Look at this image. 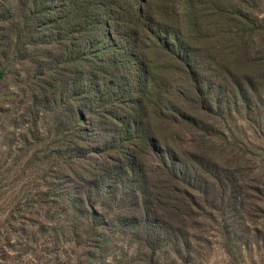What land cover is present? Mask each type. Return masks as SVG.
<instances>
[{
  "label": "rangeland",
  "instance_id": "rangeland-1",
  "mask_svg": "<svg viewBox=\"0 0 264 264\" xmlns=\"http://www.w3.org/2000/svg\"><path fill=\"white\" fill-rule=\"evenodd\" d=\"M61 1L0 0V264H264V78L250 97L229 96L213 116L219 132L204 138L228 163L226 175L237 179L236 197H226L221 209L201 200L193 213L185 209L182 230L155 251L136 226L139 219L123 212L153 205L157 184L181 186L168 168L169 176L156 177L145 167L163 161L169 145L180 157L187 146L195 150L189 141L195 133L178 122L146 119L140 130L149 139L125 143L133 156L147 155L138 158L143 175L118 176L115 193L99 184L87 193L86 170L110 166L115 143L105 136L121 129H110L105 94L114 69L93 61L96 48L88 39L100 37L92 25L85 30L83 0L59 7ZM228 1L254 11L260 30L246 35L247 49L263 58L264 0ZM115 112L123 118L124 111ZM187 156L173 168L180 179L192 178L198 195L197 169ZM104 175L103 186L116 181Z\"/></svg>",
  "mask_w": 264,
  "mask_h": 264
},
{
  "label": "trees",
  "instance_id": "trees-1",
  "mask_svg": "<svg viewBox=\"0 0 264 264\" xmlns=\"http://www.w3.org/2000/svg\"><path fill=\"white\" fill-rule=\"evenodd\" d=\"M63 1L59 7H64ZM69 2L75 6L79 3ZM81 5L85 30L92 25L100 37L88 39L96 48L94 63L109 62L114 69L105 94L111 97L110 129L117 131L121 127L117 135L105 136L115 143L111 144L110 166L100 169L93 163L86 170L87 193L94 186L115 193L119 189L118 176L126 180L132 170L143 175L145 162L142 167L138 158L146 159L147 155L141 151L133 156L130 146L142 145L149 139L140 130L146 119L149 124L157 120L178 122L195 133L189 140L195 150L187 146L189 149L184 148L185 155L180 157L169 145L162 154L163 161H147L149 167H145L156 177L169 176L163 172L168 168L181 186L172 182L157 184L153 186L154 197L157 194L153 205L137 204L123 212L139 219L136 226L156 251L168 236L182 230V211L193 213L195 207L201 208L200 200L221 209L226 197L234 199L237 195V179L226 175L231 171L228 163L224 164L207 147L204 138L217 132L213 116L222 112L229 96L246 99L249 92L260 88L264 57L250 54L246 38L260 30L259 20L252 9L228 0H83ZM112 30L118 33V39L112 36ZM3 73L0 71V76ZM116 107L124 111L123 118L118 117ZM130 114L135 117L126 120ZM127 142L131 143L129 147H125ZM191 153L194 170L197 169L198 195L191 191L192 178L180 179L173 168L174 163L187 162L185 157ZM109 173L116 181L103 186L104 174Z\"/></svg>",
  "mask_w": 264,
  "mask_h": 264
}]
</instances>
